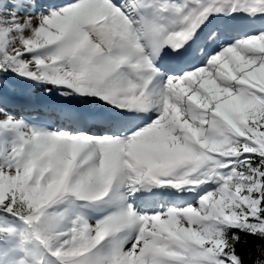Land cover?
<instances>
[{
  "label": "snow or ice",
  "instance_id": "1",
  "mask_svg": "<svg viewBox=\"0 0 264 264\" xmlns=\"http://www.w3.org/2000/svg\"><path fill=\"white\" fill-rule=\"evenodd\" d=\"M0 264H264V0H0Z\"/></svg>",
  "mask_w": 264,
  "mask_h": 264
}]
</instances>
